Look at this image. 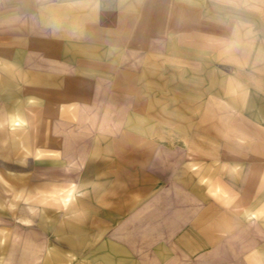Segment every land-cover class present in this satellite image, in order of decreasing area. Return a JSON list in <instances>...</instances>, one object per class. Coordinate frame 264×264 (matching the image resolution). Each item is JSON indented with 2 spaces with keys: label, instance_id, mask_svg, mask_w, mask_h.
<instances>
[{
  "label": "crops",
  "instance_id": "crops-1",
  "mask_svg": "<svg viewBox=\"0 0 264 264\" xmlns=\"http://www.w3.org/2000/svg\"><path fill=\"white\" fill-rule=\"evenodd\" d=\"M0 264H264V0H0Z\"/></svg>",
  "mask_w": 264,
  "mask_h": 264
}]
</instances>
